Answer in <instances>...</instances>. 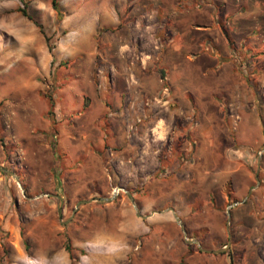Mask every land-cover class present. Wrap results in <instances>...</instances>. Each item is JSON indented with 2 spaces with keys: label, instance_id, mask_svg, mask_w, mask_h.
Here are the masks:
<instances>
[{
  "label": "rangeland",
  "instance_id": "rangeland-1",
  "mask_svg": "<svg viewBox=\"0 0 264 264\" xmlns=\"http://www.w3.org/2000/svg\"><path fill=\"white\" fill-rule=\"evenodd\" d=\"M51 1L0 0V264H16L26 253L49 258L59 254L67 264H81L84 255L94 262L102 260V252L87 244L98 233L126 242L129 249L119 258H107L105 264H264V122L251 123L241 133L240 106L216 91L219 83L215 85L211 68L197 67L190 55L170 59V76L159 72V82L163 76L168 78L169 103L146 110L147 119L131 140L139 143L140 150L148 143L150 150L161 146L153 139L157 137L152 131L155 112L164 120L157 130H164L162 143L173 157L179 152L175 140L181 130L201 126L202 134L209 133L210 138L201 139L198 155L194 153L192 159L189 151L177 154L178 164L196 163V174L167 179L173 171L160 168L161 161L155 171L130 174L125 165L109 166L106 159L105 170L91 166L90 175L65 176L55 170L54 152L42 150L31 158L21 141L24 133L40 134V124L55 120V70H66L90 53L103 52L106 35L120 36V42L127 44L126 53L135 54L136 61L150 56L158 62L167 40L175 38L169 32L170 22L180 20L190 26L213 17L224 21L233 14L225 16L221 7L227 4L221 0H57L59 12H55ZM229 1L235 10H249L247 19L259 34L264 5L243 6L242 0L236 6L235 0ZM96 61L99 67V56ZM250 67L251 94L259 112L258 106L264 107V74L260 75L264 64L253 55ZM202 71L209 75L202 76ZM101 74L97 68L98 90L104 86ZM177 87L181 89L177 99L184 107L174 100L171 89ZM160 92L161 82L155 97ZM235 116H239L236 122ZM76 117L77 113L69 119ZM26 118L33 122L29 130ZM147 129V139L154 143L139 142L140 131ZM49 133L53 136L55 127ZM193 142L187 147L194 149ZM1 169L12 172L18 181ZM164 171L168 176L160 177ZM243 173L251 176L249 187L238 182ZM150 176L156 180L148 186L144 179ZM131 179L136 181L131 198L137 211L126 195ZM114 188L124 191L112 201L101 200L111 198ZM121 197L126 208L116 201Z\"/></svg>",
  "mask_w": 264,
  "mask_h": 264
},
{
  "label": "crops",
  "instance_id": "crops-1",
  "mask_svg": "<svg viewBox=\"0 0 264 264\" xmlns=\"http://www.w3.org/2000/svg\"><path fill=\"white\" fill-rule=\"evenodd\" d=\"M241 1L235 0V5ZM221 3L227 4L221 7H225V16L233 13L224 21L223 19L215 20L212 16V20L196 21L190 26L185 21L170 22L169 32L171 35H175V38L167 40L158 62H155L154 57L152 59L150 56L136 61L135 54L126 53L127 44L120 42V36L111 38L106 35L103 41L105 44L103 52L100 54L90 53L86 60H79L66 70L56 69L55 92L53 93L55 120H47L43 125L40 124V134L31 135L27 132L21 138L31 158L38 157L42 150L50 149L55 153V170L58 171V174L63 173L65 176L75 177L76 173L90 175L89 171L93 169H90L91 166H95L97 169L102 167L105 170L106 150L112 149L115 151L116 157L124 161L125 168L130 174H135L138 170L155 171L159 166V161H161L160 168L173 171V174L167 179L180 180L179 176L183 173L194 172L196 174L194 167L196 163L193 166L178 164L177 154L183 152L185 154L186 151H189L188 154L192 159L194 153L196 156L198 155L201 139L210 138L209 133L202 134L201 126L196 129L189 127V129L181 130L180 137L175 140L179 144V152L175 153L173 157L166 153L165 145L162 143L165 138L164 130H157L159 124L164 120L161 119V116L156 117L155 112L152 114V121L155 123L157 118V122L152 131L157 133V137L153 136V139L160 141V147L150 150L148 143L146 149L140 150L139 143L134 140L128 141L125 135L126 123L132 120L130 105L134 103L139 107L141 101L157 95L160 90L159 72L162 71L170 76V59L179 55H184L185 58L190 55L191 61L197 62V67L201 64L200 68H211L210 72L214 74L215 85L217 82L219 83V88L216 91L219 94L226 93L227 99L229 98L228 102L238 103L240 106L241 133L251 123L259 125L264 122V107L258 106L259 112L255 110L257 103L251 94L253 69L250 67L253 55L259 58L260 63L264 64V23L259 25L261 28L259 34H255V26L250 24L247 19L251 16L249 10L243 11L244 8L235 10L231 7L232 4L229 0L227 3L221 0ZM241 4L249 7L254 4L264 5V0H245ZM221 8H219L220 14L224 11ZM215 17L217 18L218 15ZM122 28H124V32L123 25H121ZM253 32L254 37H252ZM97 56H99V67H97ZM237 59L243 60L242 63L237 62ZM228 65H232L231 68ZM97 68L102 73L100 80L104 82L103 88L99 90L94 84V74ZM201 74L202 76L209 75L205 71H202ZM263 74L264 68L260 75ZM44 76L48 77V72L45 71ZM171 91L179 107H184L185 103L177 99L176 93L181 91L180 87H177L175 91L171 89ZM218 109L220 110L219 107ZM81 110L83 113L80 112ZM76 113V118L69 119ZM218 114L221 115L220 112ZM223 117L225 119L224 115ZM26 120L25 124H28L27 130H29L33 122L30 118H26ZM53 127H55L57 136L55 143L49 133L51 129L53 131ZM65 130H67V136L63 135ZM148 135L149 129L141 130L139 142H144ZM147 140L154 143V140ZM192 141H194L195 151L186 145L189 142L191 144ZM210 145H213L212 141ZM101 158L104 163L100 162ZM189 162L192 163V160ZM225 168H229V166ZM58 174H56V180L59 182ZM134 180L131 179L130 191L126 193L130 199L135 195L136 181ZM144 180L149 186L152 184L151 181L156 179L150 176ZM238 182L241 187L246 185L249 187L251 184L250 174L243 173L242 182L240 180ZM107 190L103 189L102 192L107 193ZM109 195L111 194L109 193ZM116 201L121 207L126 208L125 197L116 199Z\"/></svg>",
  "mask_w": 264,
  "mask_h": 264
},
{
  "label": "built area",
  "instance_id": "built-area-1",
  "mask_svg": "<svg viewBox=\"0 0 264 264\" xmlns=\"http://www.w3.org/2000/svg\"><path fill=\"white\" fill-rule=\"evenodd\" d=\"M161 82V92H160V97H154L153 99H145L141 101V104L138 106L134 105L132 103L130 105V109L134 113L133 120L127 124L126 130H125V135L127 140H131L134 138L137 134L138 126L144 122V120L147 119V113L148 111L146 110H151L155 108L156 105L159 104H168L169 103V87H168V78L166 76H163L160 78ZM140 108V109H139ZM139 109V110H138ZM239 120V116L234 117V122ZM57 139L56 133L52 136V141L55 143ZM106 157H107V164L109 166H123L125 163L123 160L118 159L116 157V153L112 149H107L106 150ZM168 172H163L160 174V177H167ZM124 190L121 188H114L112 190V195L115 197L120 194V192H123Z\"/></svg>",
  "mask_w": 264,
  "mask_h": 264
},
{
  "label": "clouds",
  "instance_id": "clouds-1",
  "mask_svg": "<svg viewBox=\"0 0 264 264\" xmlns=\"http://www.w3.org/2000/svg\"><path fill=\"white\" fill-rule=\"evenodd\" d=\"M87 244L90 249L97 253L102 252L104 259L94 262L91 257L84 255L81 257V264H105L107 258H119L121 253L129 250L126 242L107 234L98 233ZM16 264H67V262L62 260L59 254L49 258L48 255L34 256L26 253L23 258L17 259Z\"/></svg>",
  "mask_w": 264,
  "mask_h": 264
},
{
  "label": "water",
  "instance_id": "water-1",
  "mask_svg": "<svg viewBox=\"0 0 264 264\" xmlns=\"http://www.w3.org/2000/svg\"><path fill=\"white\" fill-rule=\"evenodd\" d=\"M1 171H3V172H5V173L9 174V175H10L11 177H13L16 181H18V178H17L12 172H9V171H7V170H3V169H1ZM113 199H114V196H112L111 198L101 199V200H103V201H112ZM131 203H132L134 209L137 211V208H136V205H135V202L133 201V199H131ZM137 215L139 216V213H137ZM175 219L177 220L178 224L181 226L182 231L185 233L184 228H183V226H182L180 220H179L177 217H175ZM186 240H187V239H186ZM187 241H188V240H187ZM189 242H191V243H196L195 241H189ZM222 250H223V249H221L220 251H222ZM220 251H218V252H220Z\"/></svg>",
  "mask_w": 264,
  "mask_h": 264
},
{
  "label": "trees",
  "instance_id": "trees-1",
  "mask_svg": "<svg viewBox=\"0 0 264 264\" xmlns=\"http://www.w3.org/2000/svg\"><path fill=\"white\" fill-rule=\"evenodd\" d=\"M51 6H52V9L55 11V12H59V6H58V2H57V0H52L51 1ZM23 16H27V13H26V11L24 10V9H19L18 10ZM2 140L0 139V142H1ZM67 250L68 251H70V249H69V247H67Z\"/></svg>",
  "mask_w": 264,
  "mask_h": 264
}]
</instances>
